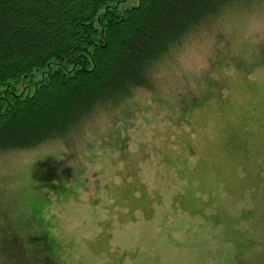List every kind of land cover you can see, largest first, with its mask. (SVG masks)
I'll return each mask as SVG.
<instances>
[{
  "label": "rangeland",
  "instance_id": "1",
  "mask_svg": "<svg viewBox=\"0 0 264 264\" xmlns=\"http://www.w3.org/2000/svg\"><path fill=\"white\" fill-rule=\"evenodd\" d=\"M197 33L112 109L0 153V211L37 205L56 264H264V0Z\"/></svg>",
  "mask_w": 264,
  "mask_h": 264
},
{
  "label": "trees",
  "instance_id": "2",
  "mask_svg": "<svg viewBox=\"0 0 264 264\" xmlns=\"http://www.w3.org/2000/svg\"><path fill=\"white\" fill-rule=\"evenodd\" d=\"M252 1L0 0V153L84 126L224 9ZM29 213L38 230L0 211V264H56L37 205Z\"/></svg>",
  "mask_w": 264,
  "mask_h": 264
}]
</instances>
